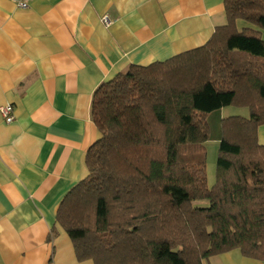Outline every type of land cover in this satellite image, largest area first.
<instances>
[{
    "label": "trees",
    "instance_id": "trees-1",
    "mask_svg": "<svg viewBox=\"0 0 264 264\" xmlns=\"http://www.w3.org/2000/svg\"><path fill=\"white\" fill-rule=\"evenodd\" d=\"M223 7L226 23L204 45L129 66L93 93L88 175L56 213L78 262L205 264L239 250L264 263V0ZM228 106L248 117L221 120L208 188L206 116Z\"/></svg>",
    "mask_w": 264,
    "mask_h": 264
},
{
    "label": "crops",
    "instance_id": "crops-1",
    "mask_svg": "<svg viewBox=\"0 0 264 264\" xmlns=\"http://www.w3.org/2000/svg\"><path fill=\"white\" fill-rule=\"evenodd\" d=\"M225 23L223 0H0V107L14 116L0 115V264H93L77 261L56 222L99 138L93 93L129 66L204 45ZM258 136L264 144V127ZM205 264L264 263L234 250Z\"/></svg>",
    "mask_w": 264,
    "mask_h": 264
},
{
    "label": "rangeland",
    "instance_id": "rangeland-1",
    "mask_svg": "<svg viewBox=\"0 0 264 264\" xmlns=\"http://www.w3.org/2000/svg\"><path fill=\"white\" fill-rule=\"evenodd\" d=\"M242 116L248 117V111L245 108H237L234 106L224 107L215 110L206 116V122L209 128V139L205 143L206 148V181L208 188H211L215 184L216 180V159L218 155V145L221 138V120L227 117ZM259 144H262L260 137L258 136ZM262 139V138H261ZM194 207H207L208 203L204 201H196L193 203Z\"/></svg>",
    "mask_w": 264,
    "mask_h": 264
},
{
    "label": "built area",
    "instance_id": "built-area-1",
    "mask_svg": "<svg viewBox=\"0 0 264 264\" xmlns=\"http://www.w3.org/2000/svg\"><path fill=\"white\" fill-rule=\"evenodd\" d=\"M12 2L15 3V5L20 8V9H26L29 7L30 3L33 0H11ZM103 22L105 25H109V20L104 17L102 18ZM0 115L4 119L6 123H11L14 119L13 116V107L10 104H6L4 106L0 107Z\"/></svg>",
    "mask_w": 264,
    "mask_h": 264
}]
</instances>
